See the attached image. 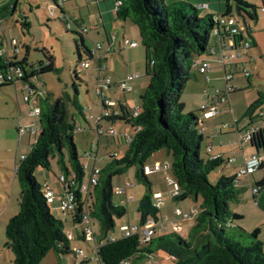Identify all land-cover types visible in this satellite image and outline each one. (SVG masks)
Here are the masks:
<instances>
[{
    "label": "trees",
    "instance_id": "trees-1",
    "mask_svg": "<svg viewBox=\"0 0 264 264\" xmlns=\"http://www.w3.org/2000/svg\"><path fill=\"white\" fill-rule=\"evenodd\" d=\"M114 1L115 4L117 1L122 2L117 10L114 9L116 18L131 21L138 29L141 45L146 51V76L149 77V83L140 96L139 116L134 117L132 110L124 103L120 115L110 119L112 121L108 120L114 123L122 121L131 126L135 134L132 141L127 143V150L122 157L110 156V163L100 170L98 183L93 186L88 197L80 192L86 173L74 141L75 118L70 113V106H73L78 114L84 116L78 93L74 97L64 94L54 101L50 96L38 94L40 90L34 83L35 78L39 74L57 71L53 57L49 55L46 63H39L38 68L28 73L26 67L30 49L27 48L26 57L20 59L18 54L21 48H13L12 43L9 48L0 41V88L23 82L30 96V92L35 91L33 96L39 108L36 122V135H39H34L35 140L30 145L29 153L23 160L18 157L15 167L20 186V209L6 225L4 245L14 255L13 264H40L50 252L59 258L71 253L76 256L64 231V222L52 214L45 198L46 191L35 176L39 168L51 171V159H56L63 171L61 175L75 177L76 208L68 214L72 222L80 226L87 205L92 220L99 225L98 238L105 241L97 254L100 264H124L129 260L137 264L156 252L171 257L172 264H264V244L260 240V229L247 233L236 223L243 216L230 210V204L240 201L243 190L235 185L236 174L221 175L215 183L209 180L210 174L216 169L232 163L229 162L231 157L225 160L223 156L213 158L210 152L206 158L201 157L203 122L196 112L185 113L182 100L186 84L195 76L191 69L197 65L200 57L206 54L210 56L216 18L231 15L232 0H227L224 13L216 14H205L203 11L207 9L201 6L198 8L186 0ZM233 1L239 11L248 14L252 20H258L257 7L244 0ZM18 2L16 0L14 5L6 2L0 5V22L15 14ZM58 2L53 0L55 6H59ZM248 8H252L253 12L248 11ZM244 24L251 49L257 47L250 25L246 21ZM240 39L245 38L241 36ZM17 49L19 53H15ZM75 49L81 63L94 60L92 49L86 46L82 35L80 41L75 40ZM18 70L21 77H18ZM237 90L241 89H235L229 95ZM262 102L261 97L255 107L258 108ZM252 110L247 115H251ZM236 124L229 125V128ZM257 139L258 142L251 146L261 153L260 148H264L263 131L259 130ZM161 150H166L172 157V174L180 189L177 201L201 199L194 226L186 238L176 233L164 234L153 238L147 245L142 244L138 234L108 241L106 237L114 230L115 219H121L129 213L126 206L114 205L112 179L131 167H135L137 177L149 185V192L139 202L137 209L139 227L142 228L148 219H158L161 215V210L152 200L151 182L145 173L148 160ZM262 168L264 163L258 170ZM60 176L57 179L63 190H72L68 184L60 181ZM251 186L254 187L252 183ZM256 186L258 193H252L253 198L256 204L264 208V177L256 182Z\"/></svg>",
    "mask_w": 264,
    "mask_h": 264
},
{
    "label": "rangeland",
    "instance_id": "rangeland-1",
    "mask_svg": "<svg viewBox=\"0 0 264 264\" xmlns=\"http://www.w3.org/2000/svg\"><path fill=\"white\" fill-rule=\"evenodd\" d=\"M60 1L62 2L61 7L58 8L54 6L53 0H19L15 14L0 22V41L2 40L5 46L8 45L9 48L11 47L12 40L21 43L18 45V47L21 48V52H18L20 59L25 58L27 55V48L30 49L28 65L26 67L28 73L34 68H38L39 63H46L49 55L53 57V62L57 71L39 74L35 78L41 95L50 96V99L54 101L64 94H69L71 97H74L76 93H78L77 98L80 106L83 108L84 116L78 114L76 108L73 106H70V113L71 117L75 118L76 134L74 141L81 162L90 165V168L85 170L86 175L84 178V183L89 185L95 167L102 170L110 163V156L116 155L120 158L124 155L127 150V137H133L135 130L119 120L114 124L102 121L98 125L100 131H102L100 134L101 136H99L95 124L96 118H98L101 113V102L95 92L98 74L97 63L91 60L89 68L82 67V63L76 54L75 40L80 41L82 35L85 39L86 46L92 50L97 43L102 45L100 54L108 58V61L103 64L109 70L110 76L114 70H117L122 65L126 66L125 62H129V59L131 60V68H135L136 70L133 71L132 75L138 74L140 78L133 80L132 84L130 83L132 87H134V91L130 93L127 92L126 95H124L125 93L123 94L119 88L114 89L112 92L106 91V95L113 101L117 102L119 99H123V97L126 96L132 107L131 110H133L135 107L139 106L140 93L144 92L142 84L149 83V78L146 76L145 61L142 60V56L136 58V56L132 55L133 57H131V51L133 50L123 47L121 49L119 48V43H123V37L126 38L125 40L130 42L133 41L132 29H135L136 33H138L136 26L131 21L127 22L128 26L125 32L120 26L122 24H119L116 31V33H118L117 43L112 51H110L96 4V1L101 3L102 0ZM186 1L198 8H200L201 5H208V9L203 11L205 14L224 13L228 5L227 0ZM244 1L257 7L258 20H252L248 14L239 11L236 2L233 0L230 2L232 6L231 15L236 17L237 21L244 27L245 21L250 25L253 33L252 37L256 41L257 47H253L250 50L245 49L234 52L236 55L239 52L241 57L235 61V65L227 69V72L233 74L231 85L241 90H237L228 96L229 101L226 105L221 107V112L219 114L210 118L203 116L204 113L202 110L210 103L215 102L216 95L223 97L228 91L224 69L219 61L220 56L210 57L206 54L200 57L198 61H208L211 64V72H208L207 75H202L198 72L197 65H195L191 69L195 76L186 84L182 96L183 102L187 104L185 113L189 114L191 113L190 110L193 109L192 112H196L203 121L201 129L206 130L204 139L201 142L202 158L207 157L208 147H213L215 153L217 150L216 147L221 146L224 160L227 159L228 156L235 159L241 157L243 161V151L239 142V134L244 135L246 128H249L252 123L258 130L264 133V0ZM5 2L14 5L16 0H0V5ZM50 6H53L55 9V13L51 16L48 10ZM102 6L104 7L105 4H102ZM111 6L114 7V3L111 4ZM63 8H65L64 11ZM66 8L70 9L67 13ZM247 10L253 12L252 8H248ZM62 11L64 13H62ZM106 15L108 16V13H106ZM63 17L65 18L63 19ZM22 23L28 24L29 26L24 27ZM66 23L69 24V28H67ZM95 24L100 25L98 31L93 29ZM109 24L111 25L110 22ZM124 27H126V25ZM84 30L86 31L85 33L82 32ZM134 40L138 43V47L135 50L140 52L144 51L139 38H135ZM210 45L215 46V41L213 39ZM228 54L232 53L226 52V55ZM137 59H139L138 65L136 63L137 61H135ZM245 68H247L251 74L249 78L250 83H248V77L243 73ZM207 78H209V81ZM27 96H29V94L23 82L20 81L14 86L11 85L0 88V176L3 178V181H7V177L10 179V182H7V185L10 187H7V189L10 188L8 192L9 196H12L11 201L9 198H6L0 203V212L4 211L3 216L6 215V217H14V214L17 215L20 209V186L18 180L15 178V160L21 155H27L30 145H32L35 140L34 135H19L17 133L21 122H23V125H26L24 123L27 122L28 125H31L34 121L36 122L38 120V116L31 115V112L38 107V101L36 98L32 97L28 103L26 102ZM261 97L263 98V102L256 108V103ZM251 109H253L251 115H247ZM235 123H237L238 129L235 126L224 129L222 134L218 133L223 125L228 124L234 126ZM110 126L115 129L117 135L107 134ZM38 135H36V137H38ZM244 150L247 158H250L252 153H258L256 147H252L250 144L244 146ZM260 152L263 153L264 148H260ZM89 153H92V156L87 158L86 155ZM156 155L157 156L148 160L146 167L153 169L157 164L155 160H159L158 164L161 165L162 168L166 165L169 166L166 175L174 179L171 169L172 157L166 150H161L157 152ZM51 163V171L39 168L36 170L35 176L43 185L44 191L50 189V191L52 190L55 194V200L52 203H48V205L55 218L64 222V231L68 233L69 230H71L69 217L68 214L63 212L60 208L59 193H55L54 191L57 190V188L61 190V184L57 177L60 176L63 171L57 164L56 159H51ZM230 164H234V162ZM230 167L231 166L224 164L210 174L209 180L212 183L217 182L221 175H226L231 172ZM136 172L137 169L131 167L127 169L125 173L115 175L112 179V185L115 191L117 188L127 189L126 194L120 195L115 193L113 196V203L119 206L121 200L128 199L126 204L129 213L121 219H115V228L109 232L106 237L107 239L121 237L123 226L137 227V225H139V213L137 208L142 198L148 194L149 185L145 180L139 179ZM146 174L151 182V196L153 202L155 201V192L159 190V187L164 191L161 196L165 205V199L170 201L166 175L162 171L146 172ZM5 175L7 177H5ZM263 177L264 168L257 170L250 177L245 176L241 180V185L239 184V186L243 188L240 201L230 204V210L232 212L243 216L241 220L236 221L237 225L247 233H252L255 229L259 228L260 231L262 230V234L260 233L261 241L264 238V208L256 204L248 182L251 181L253 186L257 187L256 182ZM11 183L15 184L14 187ZM12 187L14 188L13 194L11 193ZM133 197L134 200L132 201L131 198ZM174 203L176 207L181 208L185 213L195 211L191 219L180 222L183 230L179 234H182L181 237L186 238L188 231L194 226L195 219L200 211L201 199L195 201L193 198H187L183 201H176ZM8 204L10 209L5 208ZM93 224L95 233L99 234L100 230L98 223L93 220ZM167 225L169 226V230L165 232V234H174L175 232L171 229L170 224ZM0 230L6 242L5 229H3V231L2 229ZM89 246L91 245L86 242H77L74 240L70 244L71 249L75 251L77 249H83L88 256V262H85L83 258L76 257L72 253L60 256L59 258L55 253L50 252L40 264H100L97 257L91 253ZM10 253L13 264L14 255L12 252ZM152 258L157 264H172L171 258L162 253L154 254ZM152 263V260L147 258L137 264ZM124 264H133V261L129 260Z\"/></svg>",
    "mask_w": 264,
    "mask_h": 264
},
{
    "label": "built area",
    "instance_id": "built-area-1",
    "mask_svg": "<svg viewBox=\"0 0 264 264\" xmlns=\"http://www.w3.org/2000/svg\"><path fill=\"white\" fill-rule=\"evenodd\" d=\"M61 1L59 0L58 4L61 7ZM122 5L121 1H117L115 4V9ZM55 6V5H54ZM59 6H56L59 8ZM202 8L208 9V5H201ZM50 16L55 13V9L53 6L48 7ZM115 10V11H116ZM264 11V9H263ZM64 15V14H63ZM65 16V15H64ZM65 17H63L64 19ZM217 26L212 32V37L215 40V46H211L209 50L210 57L220 56V63L224 69L225 78L227 81V87L228 91L227 94L223 97L216 95L215 102L210 103L208 106H206L202 112L204 113L203 116L206 118L214 117L215 115L219 114L221 112V107L226 105L228 103V96L229 93L233 90L237 89L234 88L231 85V81L233 80V74L231 72H227L228 68H231L233 65H235V61L241 57V54L238 52V54H234V52H237L239 50H250L251 49V41L248 38V35L246 33V26L244 27L241 25L239 21H237L236 17L233 15H226V16H219L216 18ZM245 25V24H244ZM67 28H69V24L66 23ZM1 30V29H0ZM85 33L86 31H82ZM243 36L245 39L241 40L240 37ZM113 40H115V37H113ZM12 47H17L18 42L16 40H12ZM123 45L125 47L129 48H137L138 43L135 41H128L124 40ZM102 49V45L97 43L92 50V56L95 61H97V67H98V74H97V86L95 89L96 95L100 98L101 102V113L98 118L95 120L96 124V130L100 134L102 131H100V127L98 126L99 123L102 121H112L114 116L120 115L121 106H124V103H118L116 101H113L109 98L108 95H106V91L114 85V82L112 78L106 74L107 68L104 64L100 65V61L102 56L100 55V50ZM19 49L15 50V53H18ZM226 52H230L232 54L226 55ZM6 56V54H5ZM237 65V64H236ZM230 66V67H229ZM83 68H89L90 63L89 62H83L82 63ZM198 72L202 75H207L209 70L211 69V64L206 61L202 60L197 63ZM244 75L246 77L251 76L249 70L245 68L243 70ZM18 77H21L20 70L17 71ZM137 78H140L138 74H133L127 79H124L122 81H119L117 83V87L121 89L123 93H130L133 91V87L131 86L130 82L132 80H135ZM209 81V78H207ZM28 90V89H27ZM35 91H31L30 93L33 96V93ZM38 94H41V92H37ZM35 94V93H34ZM28 99V98H27ZM132 115L134 117L139 116L140 114V107L137 106L131 111ZM39 114V108L36 107L33 112H31V115L38 116ZM201 120V119H200ZM201 122H203L201 120ZM110 124H114V122H109ZM236 124V123H235ZM98 126V127H97ZM229 125H223L221 129H219L218 133H222L224 129H228ZM203 131V129H202ZM38 132V124L35 122L31 125L22 126L19 128V134L20 135H36ZM258 133L259 130L255 126H250L249 128H246L244 135H239V142L241 149H244V146L246 145H254L256 142H258ZM107 134L109 135H117V132L115 129L110 126L109 130L107 131ZM133 137L128 136L126 142L130 143L132 141ZM211 151V147H208V152ZM92 156V153H89L86 155L87 158H90ZM97 157V155H96ZM25 158V155H21L19 159L23 160ZM216 158V157H213ZM229 162H235V158H230ZM264 163V152L263 153H254L251 155L250 158H247L245 155L243 156V165L240 167L236 173L237 180L235 182V185H239V181L241 178L247 176L249 177L251 174L255 173L260 165ZM88 168V164H84V169L86 170ZM169 166L166 165L164 168L161 167V165L157 164L153 169L145 166V173L154 172V171H162L166 175L167 170ZM100 174V169L94 168L92 172V176L90 178V184H82L80 187V192L83 193L85 196L88 197L90 192L92 191L93 186H95L98 183V176ZM147 175V174H146ZM60 181L62 183L68 184V187H71V189H68L64 191V194L60 197V208L63 210V212L69 214L76 208V192L74 187L76 186L75 183V177L70 176L66 177L64 175L60 176ZM166 181L168 184V190H169V198L171 202L177 201V198L180 194V189L177 181L175 179L170 178L166 175ZM252 193L254 195H257L258 189L251 186ZM114 193L116 194H126L127 189H120L117 188L116 191L114 190ZM155 201L154 205L161 210L162 206L164 205V201L161 195H155ZM45 198L48 203H52L55 200V194L47 190L45 193ZM128 202V199L123 201L121 205H126ZM195 211H192L190 213H185L181 208H174L173 209V219H170L167 215H160L158 219H148V221L144 224V226L141 228L139 226L137 227H131V226H123L122 228V234L121 237H130L135 234H138L141 238V242L143 245H147L153 238L157 236V234H165L169 230V226L167 224H170L171 229L179 235V233L182 231V227L180 222L189 220L191 217H193ZM81 238L84 242L90 244V250L91 253L97 257V254L99 252L100 247L105 243V241H102L98 238V234L94 231V224L93 220L89 214L88 206L85 205L82 218H81ZM67 238L70 241L75 240V236L73 235L72 231H69L66 233ZM117 238H109L108 241H115ZM76 257H80L83 259H87V254L83 249H77L75 251ZM153 255L149 256V259L152 260V264H157V262L152 258ZM126 263V262H125Z\"/></svg>",
    "mask_w": 264,
    "mask_h": 264
},
{
    "label": "crops",
    "instance_id": "crops-1",
    "mask_svg": "<svg viewBox=\"0 0 264 264\" xmlns=\"http://www.w3.org/2000/svg\"><path fill=\"white\" fill-rule=\"evenodd\" d=\"M107 3V4H106ZM114 3V7L113 6H111V4H113ZM96 4H97V10H98V12H99V14H100V20L102 21V27H103V30H104V32H105V36H106V39H107V44H108V47L110 48V51H112V49L115 47V45H116V43H117V37H118V33H116V31H117V29H118V27H119V24H122V25H120L121 27H122V29H123V31L125 32V31H127V22L129 21V20H127V21H120V20H118L117 18H116V14H115V11H114V9H115V1L114 0H102L101 1V3L100 2H98V1H96ZM102 4H105V6L103 7L102 6ZM64 9L65 8H63V11H64ZM70 9H67L66 8V13L69 11ZM63 13V12H62ZM106 13H108V16L106 15ZM112 14V15H111ZM112 16V17H111ZM108 17H109V19H108ZM111 17V18H110ZM109 22L111 23V25L109 24ZM99 23V22H98ZM126 25V27H124ZM99 27H100V25L99 24H95V26L93 27V29H95L96 31H98L99 30ZM137 28V27H136ZM138 30V29H137ZM132 34H133V41H136V40H134L135 38H139V40H140V35H139V32L138 33H136V31H135V29H132ZM113 37H115V40H113ZM126 38L125 37H123V41L125 40ZM122 41V42H123ZM140 42H141V40H140ZM257 44V43H256ZM129 48V47H125L124 45H123V43L121 44V43H119V48L121 49V48ZM144 48V47H143ZM130 50H133V51H131V57H133V56H136V58H139V56H142V60L143 61H145V69H146V51H145V48H144V51H142V52H140V51H136L135 49L136 48H129ZM101 55V54H100ZM133 55V56H132ZM102 56V58H101V61H100V65H102L104 62H106V61H108V58L106 57V56H104V55H101ZM144 58V59H143ZM123 59H124V57H123ZM138 60L139 59H137V60H135V61H137L136 63H137V65H138ZM126 64V66H120L117 70H114L113 72H112V75L110 76V72H109V70L107 69V71H106V74H108L111 78H112V80H113V82H114V85L108 90V92L109 91H113L114 89H116V88H118L117 87V83L119 82V81H122V80H124V79H127V78H129L130 76H132V73H133V71H136L135 70V68H131V60L129 59V62H125ZM138 70H139V68H138ZM211 70V69H210ZM209 70V72H211ZM149 78V77H148ZM133 81V80H132ZM132 81L130 82L131 84H132ZM34 83H35V85L37 86V87H39L38 85H37V83L34 81ZM147 85H148V83H143L142 84V89H144V91H145V89H146V87H147ZM132 86V85H131ZM134 88V87H133ZM134 91V90H133ZM115 93V92H114ZM144 92H141L140 93V96L143 94ZM124 94V93H123ZM124 95H126V93L124 94ZM32 98V96H27L26 97V102H27V100H29V99H31ZM28 98V99H27ZM33 98H36V97H34L33 96ZM29 102H30V100H29ZM118 103H125L126 104V107L128 108V109H130L131 110V106H130V104H129V100L126 98V96H124L123 97V99H119L118 101H117ZM186 106H187V104H186V102H185V108H186ZM191 112L193 111V109L192 110H190ZM37 122V121H36ZM34 123H35V121H34ZM24 124H26V125H23V122H21V124H20V127L23 125V126H27L28 125V122L27 123H24ZM33 124V123H32ZM30 125V124H29ZM254 126V125H253ZM236 128H237V124H236ZM238 129V128H237ZM203 132V135L205 136V133H206V130H203L202 131ZM17 133H18V130H17ZM223 133V132H222ZM221 133V134H222ZM19 134V133H18ZM20 135V134H19ZM240 135V134H239ZM21 137V136H20ZM217 148V150H216V152L214 153V148L213 147H211V151H210V156L211 157H217V156H223L224 157V155H223V150L221 149V146H218V147H216ZM218 149H220V150H218ZM242 151H243V156L245 155V150L244 149H242ZM207 153H208V150H207ZM253 154V153H252ZM155 156H157L156 154H154L152 157H155ZM151 157V158H152ZM228 157V156H227ZM150 158V159H151ZM17 160H18V158H17ZM17 160H15V167H16V162H17ZM155 162L158 164V162H159V160H155ZM1 163V162H0ZM156 164V165H157ZM229 166H231L230 168H231V172L229 173V174H226V176H230V175H235L236 173H237V170L240 168V167H242V165H243V161H242V158L240 157V158H238V159H235V162H234V164H228ZM90 168V165H88V168L87 169H89ZM15 175H16V173H15ZM5 177H7L6 175H5ZM15 178H16V176H15ZM244 178V177H243ZM242 178V179H243ZM0 183H1V186H0V203L3 201V200H5L6 198L8 199H10V201L12 200V196H9V192H8V190L10 189V188H8L7 189V187H10V186H8L7 185V182L9 183L10 182V179L7 177V181H3V178L0 176ZM241 179V180H242ZM16 180H17V178H16ZM241 180H240V182H239V184L241 185ZM84 183V182H83ZM247 183V182H246ZM249 183V185H250V183H252L251 181H249L248 182ZM247 183V184H248ZM13 184V185H12ZM84 184H87V183H84ZM246 184V185H247ZM11 185L14 187V183H11ZM88 185V184H87ZM246 185H244V186H246ZM248 186V185H247ZM12 187V189H11V193L13 194V191H14V188ZM47 187V186H46ZM60 188H61V190H59V188H57V190H54L55 191V193H59L58 195H60V197L64 194V190H63V188H62V186L60 185ZM48 189V188H47ZM158 189L159 190H156V192H155V195H162L163 193H164V191H163V189H161V188H159L158 187ZM48 190H50V189H48ZM52 191V190H51ZM164 197V196H163ZM132 199V201L134 200V197L133 198H131ZM123 201H125V199L124 200H121V203L123 202ZM165 201H166V203H165V205H164V208L162 209L161 208V215H167V216H169V218L170 219H173V209L174 208H179V207H176V204L174 203V202H171V201H169V200H166L165 199ZM176 202V201H175ZM10 203V202H9ZM121 205V204H120ZM9 206V204L7 205V206H5V208H8V209H10V207H8ZM122 206V205H121ZM123 206H126L127 208H128V206H127V204L126 205H123ZM138 209V208H137ZM14 211H15V209H14ZM4 215V211H1L0 212V229H2V231H3V229H6V225H7V223H8V221L13 217V216H10V217H6V215L5 216H3ZM14 215H16V214H14ZM4 217V218H3ZM68 217H69V224L71 225V230H69V231H72V233H73V235L75 236V240L74 241H77V242H82L83 241V239L81 238V226H79V225H76V224H74L73 222H72V220H71V217L68 215ZM139 224H140V217H139ZM65 226V225H64ZM137 226H139V225H137ZM183 230V229H182ZM261 234H262V230H261V232H260ZM160 235H164V234H157V236H160ZM180 236H182V234H179ZM156 236V237H157ZM187 237V236H186ZM72 242V241H71ZM84 242V241H83ZM262 242H263V244H264V238L262 239ZM5 240L3 239V235H2V232H1V230H0V264H12V258H11V251H7L8 249H6L5 248ZM89 249H90V246H89ZM164 254L163 252H156L155 254ZM166 255V254H165ZM168 256V255H167ZM171 258V257H170ZM85 262H88L89 260H88V258L87 259H83ZM171 260H172V258H171ZM133 261V260H132Z\"/></svg>",
    "mask_w": 264,
    "mask_h": 264
}]
</instances>
